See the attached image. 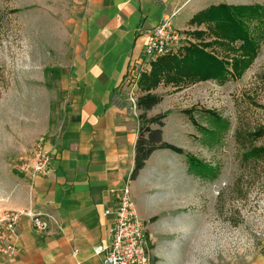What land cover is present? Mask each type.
Wrapping results in <instances>:
<instances>
[{
    "label": "rangeland",
    "instance_id": "1",
    "mask_svg": "<svg viewBox=\"0 0 264 264\" xmlns=\"http://www.w3.org/2000/svg\"><path fill=\"white\" fill-rule=\"evenodd\" d=\"M221 4L264 7V0L202 2L178 28L180 46L160 60L167 64L192 47L202 49L221 63L220 76L172 70L144 81L158 58L136 83L138 96L141 84H151L149 92L162 98L147 117L165 114L161 141L183 152L155 151L129 184L151 264L264 263V33L249 58L239 42L213 35L212 24L192 21ZM67 7L68 0H0V149L5 145L7 172L57 133L67 111ZM255 26H248L254 35ZM142 62L141 55L127 73ZM128 89L126 74L125 97Z\"/></svg>",
    "mask_w": 264,
    "mask_h": 264
},
{
    "label": "crops",
    "instance_id": "2",
    "mask_svg": "<svg viewBox=\"0 0 264 264\" xmlns=\"http://www.w3.org/2000/svg\"><path fill=\"white\" fill-rule=\"evenodd\" d=\"M204 1L68 0L69 103L44 141L55 158L46 175L32 178L20 164L7 172L0 149V210L30 212L45 226L21 217L12 239L18 263L102 264L95 249L108 244L113 222L104 212L129 178L137 139V117L123 95L128 67L142 55L146 30L167 17L178 30Z\"/></svg>",
    "mask_w": 264,
    "mask_h": 264
},
{
    "label": "built area",
    "instance_id": "3",
    "mask_svg": "<svg viewBox=\"0 0 264 264\" xmlns=\"http://www.w3.org/2000/svg\"><path fill=\"white\" fill-rule=\"evenodd\" d=\"M171 19L172 17L164 18L157 26L145 31L142 67L134 73H127L129 89L126 100L133 109L138 98L136 83L144 67L147 63L172 53L183 40ZM54 158L53 150L39 144L28 159L20 161L19 170L32 178L44 176ZM129 184L128 178L116 193L114 207L104 212V216L112 217L113 222L109 229L108 244L95 249V253L102 256V264H151L145 225L136 213ZM22 216L31 218L35 228H45L30 212L0 210V264H20L12 239Z\"/></svg>",
    "mask_w": 264,
    "mask_h": 264
},
{
    "label": "trees",
    "instance_id": "4",
    "mask_svg": "<svg viewBox=\"0 0 264 264\" xmlns=\"http://www.w3.org/2000/svg\"><path fill=\"white\" fill-rule=\"evenodd\" d=\"M192 21L197 24H212L214 26L213 35L224 38L230 43L239 42L241 44L239 46L240 51L244 56L249 57L254 52L252 50H255L258 39L264 33V7L258 5L230 6L221 4L200 12L193 17ZM252 22L256 23L254 28L255 35L251 33L248 27ZM186 55L181 60H172L167 62V64L160 61L165 57L159 58L160 63H157L153 67V72L150 76L145 77L144 81L156 82V74L167 75L172 70L177 73L187 71L189 75H199L203 79L213 77L214 75L220 76L223 73L221 63L217 62L210 55L205 54L202 49L192 47L187 51ZM240 64L242 62L235 63L234 68H239ZM151 88V84L140 85L143 93L138 96L135 105V109L139 112L137 116L138 130L134 146L133 168L129 175V181L137 178L155 151L165 150L177 155L183 154L181 149L161 141V129L164 126L163 120L166 118V115L159 114L154 117H147V113L162 102L160 96L152 95L149 92ZM184 113L189 115L187 111ZM153 125L157 126L156 130L150 129V126Z\"/></svg>",
    "mask_w": 264,
    "mask_h": 264
}]
</instances>
